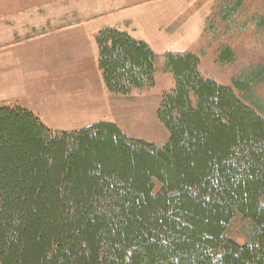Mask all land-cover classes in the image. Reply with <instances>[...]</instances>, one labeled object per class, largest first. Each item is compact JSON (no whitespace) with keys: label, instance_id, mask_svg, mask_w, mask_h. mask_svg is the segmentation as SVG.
<instances>
[{"label":"trees","instance_id":"trees-1","mask_svg":"<svg viewBox=\"0 0 264 264\" xmlns=\"http://www.w3.org/2000/svg\"><path fill=\"white\" fill-rule=\"evenodd\" d=\"M95 42L109 94L154 87L147 44L111 27ZM164 70L162 146L105 122L56 135L0 104V264H264V119L195 54H166ZM235 218L244 243L226 233Z\"/></svg>","mask_w":264,"mask_h":264},{"label":"rangeland","instance_id":"rangeland-1","mask_svg":"<svg viewBox=\"0 0 264 264\" xmlns=\"http://www.w3.org/2000/svg\"><path fill=\"white\" fill-rule=\"evenodd\" d=\"M237 1L240 3L236 6ZM123 3L126 9L132 8L129 13L136 12L137 22L131 33L125 32L147 44L155 55L152 89L134 91L127 97L109 94L96 62L94 73L87 78L91 86L81 81L73 86L74 90H38V94L36 90H18L9 104L28 110L56 135L105 122L118 125L128 137L162 146L168 133L156 113L162 96L173 89V77L164 70L165 55L192 53L200 59L202 77L233 88L264 119V0ZM119 14L110 13L103 28H116L112 20L119 18ZM225 48L229 50L224 51ZM257 70L262 75L250 82L245 91L246 83L239 80ZM235 80L238 86L234 85ZM250 232L247 221L235 218L226 233L244 243Z\"/></svg>","mask_w":264,"mask_h":264},{"label":"crops","instance_id":"crops-1","mask_svg":"<svg viewBox=\"0 0 264 264\" xmlns=\"http://www.w3.org/2000/svg\"><path fill=\"white\" fill-rule=\"evenodd\" d=\"M125 6L123 0H0V104L18 90L91 86L88 75L98 66L93 42L104 20L120 13L112 20L118 30L137 26L136 12Z\"/></svg>","mask_w":264,"mask_h":264}]
</instances>
